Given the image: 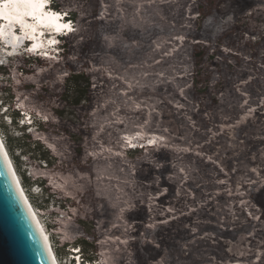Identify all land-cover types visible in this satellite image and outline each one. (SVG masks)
Wrapping results in <instances>:
<instances>
[{
	"label": "rangeland",
	"instance_id": "obj_1",
	"mask_svg": "<svg viewBox=\"0 0 264 264\" xmlns=\"http://www.w3.org/2000/svg\"><path fill=\"white\" fill-rule=\"evenodd\" d=\"M253 2L235 15L231 0H55V11L74 18L73 32L56 45L65 52L49 61L9 56L0 40V124L19 135L11 124L17 117L30 141L50 152V166L22 156L20 170L27 185L43 184L21 183L58 264L82 261L71 247L76 240L85 243L83 257L95 250L93 264H155L164 256L169 264H234L190 261L176 246L182 225L209 235L198 242L213 258L217 242L228 240L218 232L251 225L240 237L264 229V0ZM238 56L249 66L244 75ZM73 71L90 75L78 105L64 95ZM234 94L241 104H258L234 112ZM152 184L160 187L155 195ZM181 187L190 201L166 217ZM199 187L210 196L196 198ZM142 193L146 202L136 203ZM161 194L160 217L144 219L148 205H162ZM144 204L128 224L125 213ZM172 218L180 224L168 226ZM261 254L249 262L259 264Z\"/></svg>",
	"mask_w": 264,
	"mask_h": 264
},
{
	"label": "trees",
	"instance_id": "obj_2",
	"mask_svg": "<svg viewBox=\"0 0 264 264\" xmlns=\"http://www.w3.org/2000/svg\"><path fill=\"white\" fill-rule=\"evenodd\" d=\"M231 4L232 5V9L231 12L232 14L237 13V15H241L247 11H250L254 6L255 3L253 2V0H231ZM194 5V3H191L188 7L189 10H192V6ZM52 7L54 9L59 8V5L55 3V0H52ZM58 10V9H57ZM185 8H183L181 10V13L184 14L185 12ZM69 15V13H68ZM236 15V14H235ZM70 16V19L74 22V18ZM216 22L219 23V21H217V18H215ZM109 32V31H108ZM82 34V33H81ZM184 34V33H183ZM63 47V52H65V50H67L66 46L64 44H62ZM18 56V55H16ZM15 56V58H16ZM22 56V55H21ZM210 57H208L209 59ZM237 63H238V67L241 68L240 69V73L241 74H245L246 72H248L249 66L242 61L241 57H236ZM44 61H49V60H44ZM240 62V65H239ZM235 71H239L238 68H236V66L234 67ZM256 70V69H254ZM89 76L88 74H86V72H70L67 75V78L64 82V95H65V101H67L68 99H70V103L73 105H78L84 98L85 96L88 94L89 92V87H90V80H89ZM260 76H257V78H259ZM256 81V80H255ZM238 79H235L233 81V84L237 83ZM258 87V84H255ZM259 88V87H258ZM262 89H257L255 88V86L253 87L252 91H254L255 95L257 97H259L260 92L262 93L263 91H261ZM235 93L234 90H232V94ZM233 97H231V95H229V102H231L232 100H234V112H241L243 111L246 107L251 106L252 104L257 105V101L258 99H251L250 100V104L248 103H244L241 104L242 101H240L241 97L237 96V94L232 95ZM235 98V99H234ZM21 100V99H20ZM23 109L27 110L29 108V104L27 101L23 100ZM261 106H258V110H260ZM256 110V111H258ZM256 114V112H255ZM17 117H13L11 119V124L15 127V130H18L19 135L13 136L11 135L8 130L2 126V124H0V132L1 135L4 139L5 142V147L6 150L9 154V156L11 157L10 159H12L13 164L15 166V169L18 172V177H20L21 179V183L24 186H34L37 185L41 190L43 189V184L40 183V181H34L31 184L27 185V178L25 177L24 173H21L20 170V157H28L29 159L32 160H37L40 163L45 164L46 166H50L51 165V155L50 152L44 148L42 145H40L39 141H30V138L28 137L27 134H25V129L26 127L24 125L22 126H18L17 125ZM252 126V125H251ZM37 127L39 128L40 125H37ZM172 141H175L174 139H172ZM18 153V154H17ZM97 159V158H96ZM182 158L179 159V161H181ZM142 164L144 162H141ZM148 164V162H147ZM86 165V164H85ZM119 165V161H116L114 163V166L117 167ZM175 166V165H174ZM87 168V165L85 166ZM82 166V168H85ZM164 181H162V183H164ZM193 183V182H192ZM21 184V185H22ZM165 185V184H162ZM152 188L151 190V194L155 192H157L160 187L155 186V185H151ZM203 187V185L201 186ZM26 188V187H25ZM156 190H154V189ZM181 195L179 196V201L178 202H173L172 200L168 201V203L172 206V211H168L169 213H166V217H169L171 215H176L178 213H180V211L186 206V203L182 202L183 200H188L190 201L186 190L181 187ZM207 195L210 196V194H205L202 189L199 187L196 189L195 191V197H207ZM97 198H100L98 195L94 196ZM109 197L114 198L113 197V193L109 194ZM138 198H136L137 201H135L136 203H138V200H145L146 202V195L145 193H142L140 195L137 196ZM166 194H161L160 196H158V199L160 201V203H162V205H156V204H151L148 205L149 209H148V213L147 211L143 213V218L144 219H149L150 222H152L153 220H155L156 218L160 217V215L158 214V212L160 211V208H164L165 202H166ZM195 198V199H196ZM154 199H156L154 197ZM34 201H32V204L34 206L36 203H33ZM191 202H194V199L191 200ZM210 202V201H209ZM208 202V203H209ZM31 203V202H30ZM211 203V202H210ZM31 204V205H32ZM262 204L264 205V198H262ZM32 205V207H33ZM143 207H146V204H144L142 206V208H139L138 206L135 208L136 210H129L127 211L125 214L127 215L126 217L128 218L127 223H129L130 219H133V215L137 214L138 211H142ZM82 209V208H80ZM136 211V212H135ZM194 212V210H192ZM192 212V213H193ZM178 217V216H177ZM263 220H264V216H262ZM175 224H180V218H172V220H170L168 222V226H172ZM194 223L189 222V226H185L182 225V234L178 235V241L176 242V246L178 247V250H182V249H186L188 251V253L186 254V257L189 258L190 261H193L194 263H199L201 261H209L211 263H217V262H225V261H235L236 263L234 264H253L250 263L249 261L251 260V258L253 257L254 253L256 252V250H261L262 254L260 255V259L257 261V263H262L263 259H264V239L261 237V235L264 234V229H257L255 230L253 233L248 234V235H244V236H240L237 237V233L238 232H246L249 233L250 227L251 225L248 226H244L241 228H235V230H233V232L230 231H224V232H218V235H222L225 239V242H217L219 246H221L220 248V254L219 257H207L204 251V245L201 242L198 241H206L208 240L209 235H205V236H201V237H197V233L201 231V229H197L198 231H191L194 226H199V225H192ZM139 226H142L141 222H134L133 227L137 228ZM156 227H163V226H156ZM133 228L134 230L131 229V232H128V234H136L137 233V229ZM114 231V230H112ZM127 234V235H128ZM258 239H262L261 241H259ZM84 242L81 240H76L71 247H78V253L82 256V263L81 264H93V262L95 261V250L94 249H88L87 253L88 256L87 257H83V253H81V250H84ZM148 245V244H147ZM182 246H184L182 248ZM190 246V247H189ZM189 247V248H188ZM210 249V252H214L213 248H208ZM198 254V256H196ZM165 263L169 264L168 259L166 258V256L163 257L162 259ZM162 260H155V264H160L162 262Z\"/></svg>",
	"mask_w": 264,
	"mask_h": 264
},
{
	"label": "water",
	"instance_id": "obj_3",
	"mask_svg": "<svg viewBox=\"0 0 264 264\" xmlns=\"http://www.w3.org/2000/svg\"><path fill=\"white\" fill-rule=\"evenodd\" d=\"M5 150L0 144V264H55Z\"/></svg>",
	"mask_w": 264,
	"mask_h": 264
},
{
	"label": "bare ground",
	"instance_id": "obj_4",
	"mask_svg": "<svg viewBox=\"0 0 264 264\" xmlns=\"http://www.w3.org/2000/svg\"><path fill=\"white\" fill-rule=\"evenodd\" d=\"M42 0H27V2H24V0H14V2H9V0H0V18H3L4 22L0 26V39H2L1 43L3 44V48L5 49L4 53L6 55H22L24 53L25 48H27L29 45L24 44V38L27 36L28 40L32 41L30 51L36 52L38 49H41L44 47L43 40H39V36L42 34L40 26L42 28H55L57 31L62 30L67 27L65 22H62L60 19L56 18L53 15H49L41 10ZM40 5V6H39ZM26 16H29L30 19L26 18ZM38 20L37 22H32L30 20ZM20 25L23 29V32H18L17 26ZM40 25V26H39ZM34 29V33H38V37L35 34V36L31 35L33 34L32 31H29L30 33L26 32V29L29 28ZM21 33V34H20ZM46 50V49H45ZM0 144H2L4 148V143L0 139ZM7 150H5L6 152ZM7 157L9 158V162L11 163L12 160L10 159V156L8 152L6 153ZM14 175L16 180L18 181L20 188L24 194V197L26 198V201L28 202L33 214L34 218L44 236V240L46 241L47 247L49 249V252L52 256V259L55 264H58L56 260V256L52 250V246L49 242V237L44 230L42 224L40 223L39 217L36 214L34 208L32 207L31 203L29 202L23 187L21 185V182L19 180V177L17 175V172L11 163Z\"/></svg>",
	"mask_w": 264,
	"mask_h": 264
},
{
	"label": "built area",
	"instance_id": "obj_5",
	"mask_svg": "<svg viewBox=\"0 0 264 264\" xmlns=\"http://www.w3.org/2000/svg\"><path fill=\"white\" fill-rule=\"evenodd\" d=\"M32 30L34 31L33 28H32ZM26 32H27V33H30L29 30H27ZM42 33L44 34L42 37H44V36L46 37V31H43ZM30 34L34 36V34H32V33H30ZM26 37H27V36H26ZM27 40H28V37H27ZM39 40H42V38L39 39ZM31 42H32V41H31Z\"/></svg>",
	"mask_w": 264,
	"mask_h": 264
},
{
	"label": "clouds",
	"instance_id": "obj_6",
	"mask_svg": "<svg viewBox=\"0 0 264 264\" xmlns=\"http://www.w3.org/2000/svg\"><path fill=\"white\" fill-rule=\"evenodd\" d=\"M62 45H60V46H58V47H55V50L54 51H59V53H62L61 51H62Z\"/></svg>",
	"mask_w": 264,
	"mask_h": 264
},
{
	"label": "snow or ice",
	"instance_id": "obj_7",
	"mask_svg": "<svg viewBox=\"0 0 264 264\" xmlns=\"http://www.w3.org/2000/svg\"><path fill=\"white\" fill-rule=\"evenodd\" d=\"M9 2H14V0H9ZM24 2H27V0H24Z\"/></svg>",
	"mask_w": 264,
	"mask_h": 264
}]
</instances>
